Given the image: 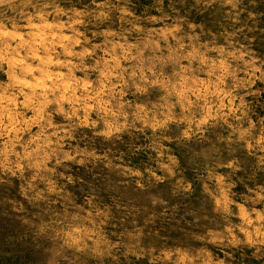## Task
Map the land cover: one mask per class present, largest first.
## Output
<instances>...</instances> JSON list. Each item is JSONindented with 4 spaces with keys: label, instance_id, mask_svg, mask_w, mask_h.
<instances>
[{
    "label": "rangeland",
    "instance_id": "rangeland-1",
    "mask_svg": "<svg viewBox=\"0 0 264 264\" xmlns=\"http://www.w3.org/2000/svg\"><path fill=\"white\" fill-rule=\"evenodd\" d=\"M0 264H264V0H0Z\"/></svg>",
    "mask_w": 264,
    "mask_h": 264
}]
</instances>
